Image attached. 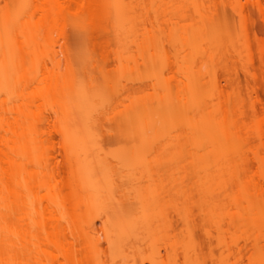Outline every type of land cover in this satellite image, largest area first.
<instances>
[{
    "label": "bare ground",
    "instance_id": "1",
    "mask_svg": "<svg viewBox=\"0 0 264 264\" xmlns=\"http://www.w3.org/2000/svg\"><path fill=\"white\" fill-rule=\"evenodd\" d=\"M192 3L197 25L182 24L181 11L163 1L0 0V264H95L97 223L83 224L70 211L50 170L58 159L47 147L54 133L76 182V206L139 205L131 218L103 221V230L113 227L121 238L116 258L127 259L125 242L136 240L182 253L184 262L173 264H204L196 208L213 264H264V34L253 28L250 10L264 21V0H222L238 27L226 8L209 12L203 1ZM70 26L89 39L115 35L117 63L139 74L138 91L114 80L105 91L82 80L71 57ZM254 40L263 51L260 64H241L246 84L237 70L208 79L187 65L199 53L206 54L204 64H215L216 50ZM166 44L182 54L176 61ZM172 64H180L182 78ZM105 118L121 122L135 150L103 155ZM120 163L125 169L117 177ZM98 166L107 171L100 178ZM120 180L129 190L118 189Z\"/></svg>",
    "mask_w": 264,
    "mask_h": 264
},
{
    "label": "rangeland",
    "instance_id": "2",
    "mask_svg": "<svg viewBox=\"0 0 264 264\" xmlns=\"http://www.w3.org/2000/svg\"><path fill=\"white\" fill-rule=\"evenodd\" d=\"M158 2H165L162 7H170L175 10L181 11L183 17L181 18L182 24H200L201 18L199 12L196 11L195 5L192 3L194 0H152ZM203 1L205 5V10L211 11L212 8L216 6L219 8V11L223 13L226 8L230 19L236 20V26H239V18L232 11L230 6L224 7L222 0H199ZM245 1V0H244ZM204 10V11H205ZM251 17L253 22V28L258 31L260 34H264V21L260 13L253 7L250 6ZM147 24L151 26V23L154 21V15H146ZM68 32L70 34V47H71V57L77 70V74L85 82L94 81V85L98 88H101L105 91H110V80H114L119 84V87L124 90H131V92L136 93L138 91L137 87L139 86V74L131 73L122 66L118 64L116 60L117 51L120 50V42L118 38L113 34H107L103 37L97 38H87L84 34L82 36L80 32L73 29L71 26L68 27ZM168 51L170 52L172 59H176L182 54H178L174 49L170 47L169 44H166ZM237 48L229 46L226 50H216L215 51V64H204L206 60V54L199 53L195 56L194 60L196 64H187L194 71L200 75L211 78L212 76L218 74L222 79H225V76L228 73V69L232 72L236 70L239 72V76L243 84H246V76L241 69V64L249 59H254L256 64H260V59L263 51V47L254 40L250 46H247L244 41H241L237 44ZM185 53H183L184 55ZM205 57V58H204ZM61 58L64 59L63 54ZM95 61L96 64H90V61ZM217 63V64H216ZM67 65L65 59L63 68ZM184 65V64H183ZM50 66H52L50 64ZM180 64H172V70L174 73H177ZM260 67V65H258ZM261 68V67H260ZM103 69V72L100 70ZM147 71L142 69L141 73L145 74ZM169 72V71H168ZM179 78L183 76L177 73ZM237 89V83L229 86V90L235 91ZM264 93V89L262 90ZM121 122H113L109 118L103 120L101 127L99 141L102 146L103 155L110 158L114 156L122 155L125 152H130L135 150L137 145L134 140V136L131 133L120 131ZM47 147L50 151H53L57 154L58 159L54 161L51 165L50 170H52L55 176V183L59 184L64 194L68 198V205L70 211L76 215H79L82 219V223L89 220H93L97 223L98 231L95 233V238L98 243L97 258L95 264H152L151 260L154 258L158 264H173L175 262L183 263L184 256L182 253L177 256L173 253H169L167 247L164 243H159L156 248H151L144 243H138L136 240H127V259L116 258L118 255V247L116 246L121 242L119 235L113 231L112 228L103 230V221L106 219H111L114 223L120 222L122 220L131 218L138 210L139 206L136 204V201H133L131 204L129 201L128 205L123 207L119 203L107 204L99 208L92 210H87L85 207H78L75 204L77 203L78 194L74 193L77 189L76 182L70 179V168L67 161L61 155V139L59 134L54 133V139L47 143ZM117 163V161H116ZM125 168L122 163L117 164V172L119 177ZM107 173L104 168H97L96 174L97 178L104 176ZM130 184H127L126 181H119L118 189L123 188L129 190ZM117 195L121 197V192H118ZM135 202V203H134ZM79 208V209H78ZM77 209V210H76ZM196 216L198 220V226L195 231V237L197 241L201 244L202 249L200 250V260L204 264H213V257L211 253V247L209 245V240L207 239L206 234L201 228V220L198 215L196 208ZM173 214L175 212L171 210ZM175 229L176 233L179 234V238L183 240L185 236L182 233L184 230L183 225L180 221H177L175 217ZM69 239L71 242H74L78 248H81V240L77 239L69 231ZM114 241L115 246L112 244ZM84 247V246H83ZM215 253L219 254V249H215ZM127 260V263H126Z\"/></svg>",
    "mask_w": 264,
    "mask_h": 264
}]
</instances>
